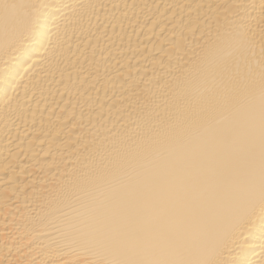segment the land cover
I'll use <instances>...</instances> for the list:
<instances>
[{
	"label": "bare ground",
	"instance_id": "obj_1",
	"mask_svg": "<svg viewBox=\"0 0 264 264\" xmlns=\"http://www.w3.org/2000/svg\"><path fill=\"white\" fill-rule=\"evenodd\" d=\"M0 264H264V0H0Z\"/></svg>",
	"mask_w": 264,
	"mask_h": 264
}]
</instances>
